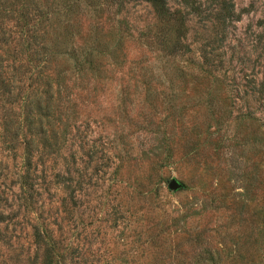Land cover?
I'll return each instance as SVG.
<instances>
[{
	"label": "rangeland",
	"instance_id": "374dc122",
	"mask_svg": "<svg viewBox=\"0 0 264 264\" xmlns=\"http://www.w3.org/2000/svg\"><path fill=\"white\" fill-rule=\"evenodd\" d=\"M170 7L0 0V264H264V0Z\"/></svg>",
	"mask_w": 264,
	"mask_h": 264
},
{
	"label": "trees",
	"instance_id": "16d2710c",
	"mask_svg": "<svg viewBox=\"0 0 264 264\" xmlns=\"http://www.w3.org/2000/svg\"><path fill=\"white\" fill-rule=\"evenodd\" d=\"M146 4L150 5L158 18L166 22L167 24H172L176 35L177 41H174V48H177V45L180 44V39L183 37L181 29L185 25V19L179 18L178 13H173L170 7L171 0H142ZM180 5L184 9H189L193 15H200L202 13L201 8L203 6V0H180ZM230 17H233V12H228ZM235 19V18H234ZM28 25V24H27ZM32 32V31H30ZM32 38V36H30ZM260 86L264 89V72H263V81L260 83ZM25 178H29V175Z\"/></svg>",
	"mask_w": 264,
	"mask_h": 264
},
{
	"label": "water",
	"instance_id": "95a60500",
	"mask_svg": "<svg viewBox=\"0 0 264 264\" xmlns=\"http://www.w3.org/2000/svg\"><path fill=\"white\" fill-rule=\"evenodd\" d=\"M169 188L173 191H177L181 188V184H179L176 180H171L169 183Z\"/></svg>",
	"mask_w": 264,
	"mask_h": 264
}]
</instances>
